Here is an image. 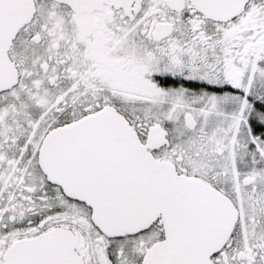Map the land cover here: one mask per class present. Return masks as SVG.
<instances>
[{
    "label": "snow or ice",
    "instance_id": "obj_1",
    "mask_svg": "<svg viewBox=\"0 0 264 264\" xmlns=\"http://www.w3.org/2000/svg\"><path fill=\"white\" fill-rule=\"evenodd\" d=\"M0 264H264V0H0Z\"/></svg>",
    "mask_w": 264,
    "mask_h": 264
}]
</instances>
